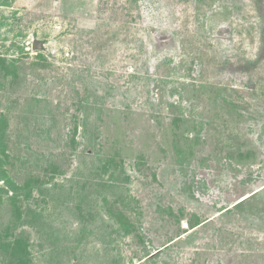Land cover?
Segmentation results:
<instances>
[{"label":"rangeland","instance_id":"obj_1","mask_svg":"<svg viewBox=\"0 0 264 264\" xmlns=\"http://www.w3.org/2000/svg\"><path fill=\"white\" fill-rule=\"evenodd\" d=\"M0 264H264V0H0Z\"/></svg>","mask_w":264,"mask_h":264}]
</instances>
